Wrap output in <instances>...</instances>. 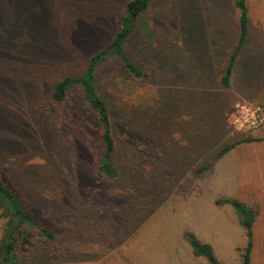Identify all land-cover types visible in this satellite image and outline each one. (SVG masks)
Masks as SVG:
<instances>
[{
    "label": "rangeland",
    "instance_id": "rangeland-1",
    "mask_svg": "<svg viewBox=\"0 0 264 264\" xmlns=\"http://www.w3.org/2000/svg\"><path fill=\"white\" fill-rule=\"evenodd\" d=\"M128 0H0V178L55 247L35 245L17 264H208L184 238L210 242L241 264L236 198L255 210L250 264H264V0H151L124 46L144 79L108 56L96 69L115 141V177L97 173L100 126L78 86L62 102L53 85L81 75L108 46ZM5 218L0 214V237Z\"/></svg>",
    "mask_w": 264,
    "mask_h": 264
},
{
    "label": "trees",
    "instance_id": "trees-1",
    "mask_svg": "<svg viewBox=\"0 0 264 264\" xmlns=\"http://www.w3.org/2000/svg\"><path fill=\"white\" fill-rule=\"evenodd\" d=\"M151 0H128L124 5L123 13L118 19L119 28L104 49L93 54L83 71L77 77L65 76L60 78L51 91V99L54 102H62L68 91L78 86L83 94L84 100L94 112L100 126V139L103 146L102 155L98 161L97 173L109 178L115 177L113 166V153L115 141L112 134L110 114L105 99L100 95L96 86L97 66L108 56L118 57L123 68L136 78H146L147 73L135 65L126 55L124 46L129 37L133 35L140 14L148 7ZM238 10V39L234 50L228 57L227 66L221 77L224 86L229 85L232 67L236 56L244 42L248 28V10L245 0H235ZM262 138H243L238 141L225 144L219 150L218 155H223L239 143L262 141ZM218 203L230 204L238 217L239 224L245 230L246 244L241 254V264H250V253L252 249V225L256 212L246 203L236 198H225ZM0 214L5 218V225L0 237V264H17L20 255L29 253L35 245L46 248L55 247V234L49 228L39 224L31 213L23 206L16 194L0 178ZM184 238L191 247L195 256H201L209 264H223L215 255L209 243L201 242L192 232L185 231Z\"/></svg>",
    "mask_w": 264,
    "mask_h": 264
},
{
    "label": "crops",
    "instance_id": "crops-1",
    "mask_svg": "<svg viewBox=\"0 0 264 264\" xmlns=\"http://www.w3.org/2000/svg\"><path fill=\"white\" fill-rule=\"evenodd\" d=\"M211 246H212V248H213V251H214V253H215V255L217 256V258L222 262V259H220V257L216 254V252H215V250H214V246H213V244H211L210 242H208ZM201 257V256H200ZM223 263V262H222ZM209 264V263H208ZM224 264V263H223Z\"/></svg>",
    "mask_w": 264,
    "mask_h": 264
}]
</instances>
